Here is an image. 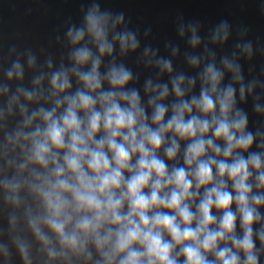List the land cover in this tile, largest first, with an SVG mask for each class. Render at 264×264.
<instances>
[{"label": "clouds", "instance_id": "clouds-1", "mask_svg": "<svg viewBox=\"0 0 264 264\" xmlns=\"http://www.w3.org/2000/svg\"><path fill=\"white\" fill-rule=\"evenodd\" d=\"M102 5L0 45V264H264V45Z\"/></svg>", "mask_w": 264, "mask_h": 264}, {"label": "water", "instance_id": "water-1", "mask_svg": "<svg viewBox=\"0 0 264 264\" xmlns=\"http://www.w3.org/2000/svg\"><path fill=\"white\" fill-rule=\"evenodd\" d=\"M81 0H0V45L10 43L47 48L67 17L78 18ZM124 11L131 26L152 27L154 44L163 51L164 40H174L173 21L177 15L211 24L221 18L235 25H246L249 37L264 45V16L253 0H103V5ZM56 52L54 44L50 48ZM258 71L264 58L253 61ZM247 75V65H245Z\"/></svg>", "mask_w": 264, "mask_h": 264}]
</instances>
